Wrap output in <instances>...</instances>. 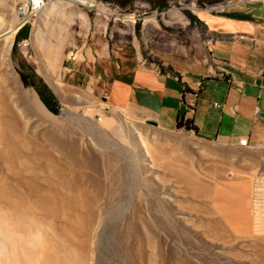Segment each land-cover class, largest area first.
I'll list each match as a JSON object with an SVG mask.
<instances>
[{"label":"rangeland","instance_id":"1","mask_svg":"<svg viewBox=\"0 0 264 264\" xmlns=\"http://www.w3.org/2000/svg\"><path fill=\"white\" fill-rule=\"evenodd\" d=\"M229 1L46 0L37 19L23 27V38L16 40L18 24L8 41L0 39V82L21 114L20 131L54 156L67 180L47 186L21 169L20 160L0 158V264H78L79 254L81 264H264L255 236L230 231L229 238L219 237L225 229L218 199L210 189L204 193L206 185L245 178L250 186L252 178L264 179V148L220 145L184 126L149 124L109 107L104 98L102 71L117 47L138 45L145 52L163 36L189 39L202 27L182 24L179 16L226 8ZM13 4L0 0V34L18 23ZM130 123L150 145L172 147L171 154L154 161L136 133L126 135ZM248 153L255 161L243 158ZM166 162L172 170L162 166ZM54 190L82 205L91 233H73L66 216L42 205ZM15 207L23 208L22 216Z\"/></svg>","mask_w":264,"mask_h":264},{"label":"crops","instance_id":"2","mask_svg":"<svg viewBox=\"0 0 264 264\" xmlns=\"http://www.w3.org/2000/svg\"><path fill=\"white\" fill-rule=\"evenodd\" d=\"M191 13L198 20L179 21L201 26L202 33L163 36L145 52L117 47L102 71L107 105L166 129L188 120L197 134L186 130L220 145L264 148V0H230L226 8ZM243 158L255 161V154Z\"/></svg>","mask_w":264,"mask_h":264},{"label":"bare ground","instance_id":"3","mask_svg":"<svg viewBox=\"0 0 264 264\" xmlns=\"http://www.w3.org/2000/svg\"><path fill=\"white\" fill-rule=\"evenodd\" d=\"M60 0H49V4L57 2ZM80 3H92L93 0H71ZM129 20L131 16H128ZM15 24L14 27L8 28L3 34H0V39L8 41L10 35L18 27ZM21 94H24L21 89L19 91ZM0 96L3 99H0V158L2 157V162L7 164H12L13 159L20 160L19 166L21 169L31 172L33 175L41 176L45 180L47 186L55 185L65 182V180L55 163L54 156L51 155L48 151L39 150L40 147L37 144L32 143L28 140L26 136L21 133L20 124L18 125L21 114L18 112V109L8 102L6 97V92H4V85L0 82ZM129 132H126L128 136H131L133 133H136L140 141V145L144 151L150 154L153 160H158L160 154L170 155L172 147L164 146L160 143H155V146L150 145L145 141V136L141 134L139 129L133 126L130 123ZM132 133V134H131ZM44 152V153H43ZM44 155L46 160L42 163L39 156ZM158 163V161H157ZM162 166L170 171L172 170V165L170 163H162ZM187 175V174H186ZM182 177L179 176V180ZM264 179L262 178H252L249 186V181L247 179L240 180L238 182L229 183L227 186H218L217 184H211L204 187L205 189H210V194L213 199H218L217 206L219 208L218 212L222 218L225 233H219L221 238H229L226 234V231L230 230L236 235H241L243 237L255 236L257 239L256 245L258 247H264V204H262L261 196L264 189ZM195 187V186H194ZM48 188V187H47ZM72 191V187L70 186ZM196 189V187H195ZM203 191V190H202ZM201 191V192H202ZM51 198L45 200L42 203L44 207L50 208L52 211L60 213L61 215L66 216L68 219V224L71 225L70 230L73 233L78 232V235L84 236L91 233V224L88 221H83L85 215L82 205L76 204L69 200V197L64 194L59 193L57 190H54L49 193ZM261 194V196H260ZM218 196L225 199V201H220ZM5 201V196H4ZM5 206V204H1ZM19 216L23 215V208L15 207L13 209ZM85 222V223H84ZM213 230H221L217 226L213 227ZM33 236H35L33 234ZM38 235L35 236V244L39 247L36 249L39 254H43V248L41 247V241L38 239ZM83 240H78L77 243H82ZM261 244V245H260ZM78 252V251H77ZM82 252V251H81ZM84 254H79L77 256V263L81 264Z\"/></svg>","mask_w":264,"mask_h":264},{"label":"built area","instance_id":"4","mask_svg":"<svg viewBox=\"0 0 264 264\" xmlns=\"http://www.w3.org/2000/svg\"><path fill=\"white\" fill-rule=\"evenodd\" d=\"M45 3L46 0H14L13 8L19 26L31 25L44 9ZM207 43H210V40ZM214 104L216 105L215 102ZM240 142L245 143L244 140Z\"/></svg>","mask_w":264,"mask_h":264},{"label":"trees","instance_id":"5","mask_svg":"<svg viewBox=\"0 0 264 264\" xmlns=\"http://www.w3.org/2000/svg\"><path fill=\"white\" fill-rule=\"evenodd\" d=\"M199 3H202V2H207V3H213V2H216V1H219V0H197ZM185 14L189 17V18H192L194 17L190 12L188 11H185ZM26 26V25H23L20 27V29L16 32V40L20 39V38H23L25 36V31L23 30V27ZM34 75L36 76V74L31 71L30 72V75ZM29 76L21 73V78L23 80L24 83L26 84H30L32 85L38 92H40V86L38 84H36L34 81H32ZM188 125L189 126V129H192L196 134H197V130L196 128L190 123V121L188 120H185L183 121L182 119H178L176 121V124H175V127H183V126H186Z\"/></svg>","mask_w":264,"mask_h":264},{"label":"water","instance_id":"6","mask_svg":"<svg viewBox=\"0 0 264 264\" xmlns=\"http://www.w3.org/2000/svg\"><path fill=\"white\" fill-rule=\"evenodd\" d=\"M146 122H147V123H149V124L156 125V122H155V121H153V120H146ZM185 128H187V129H188V128H189V126H188V125H186V126H185Z\"/></svg>","mask_w":264,"mask_h":264}]
</instances>
